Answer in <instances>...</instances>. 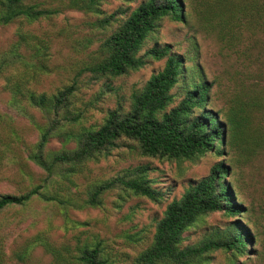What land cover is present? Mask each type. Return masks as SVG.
<instances>
[{
	"label": "trees",
	"instance_id": "16d2710c",
	"mask_svg": "<svg viewBox=\"0 0 264 264\" xmlns=\"http://www.w3.org/2000/svg\"><path fill=\"white\" fill-rule=\"evenodd\" d=\"M52 1L0 0V27L16 22L34 25L65 10L103 15L93 22L100 31L117 24L100 41L92 59L76 71L71 84L51 95L31 88L50 71L49 47L44 39L18 32L19 42L0 54V79L12 96V108L38 133L37 140L25 149L26 160L43 175L39 184L21 195L0 194V216L34 200L53 203L63 210L101 208L104 195L111 191L159 203L165 194L148 178V165L128 168L95 183L82 204L66 194L64 184L71 183V178L89 163L105 159L124 146L141 157L178 163L196 162L211 153L220 160L206 176L190 184L180 198L166 205L150 245L134 264H211L217 252H224L228 263L234 264V259L248 252L252 238L237 220L243 206L224 181L232 169L225 156L235 152L248 158L264 152V79L260 72L264 67V0H142L131 11L119 9L105 16L100 10L101 0ZM163 21L180 23L214 39L221 50L231 52L242 65L256 64L258 74L244 80L240 75L230 79L232 87L229 85L227 94L223 93L226 106L210 108L214 93L221 91L222 85L217 78H206L196 58L187 68L185 55L175 53L169 44L154 45L139 54ZM21 49L28 55H23ZM150 61H164V66L133 91L128 111L108 110L96 127L74 130L82 118L74 110V99L81 88L137 72ZM28 108L38 112L43 122L36 123ZM60 137L74 141L75 147L48 151L49 140ZM4 148L9 149V144ZM215 213L233 220L224 230L183 246L184 234ZM18 226L13 222L0 224V264H25L27 260L29 247L7 253ZM38 244L53 256V264H116L104 241L97 237L75 249H55L42 231L31 243Z\"/></svg>",
	"mask_w": 264,
	"mask_h": 264
},
{
	"label": "rangeland",
	"instance_id": "374dc122",
	"mask_svg": "<svg viewBox=\"0 0 264 264\" xmlns=\"http://www.w3.org/2000/svg\"><path fill=\"white\" fill-rule=\"evenodd\" d=\"M41 1L53 4L52 0H28L31 3ZM141 1L101 0L100 10L104 16L119 9L129 8L131 11ZM99 17L103 15L65 10L54 18L34 25L16 22L0 27V54L6 52L14 42H19L18 32L44 39L49 47L50 71L41 75L38 82L32 83L31 88L37 93L54 94L71 84L76 71L92 59L100 41L116 27L117 23L110 30L95 29L93 22ZM261 43L264 44V36ZM164 44L171 45L175 53L185 55L187 68L194 64L191 59L196 58L207 79L217 78L220 81L222 93H214L215 100L210 108L226 106L223 93L227 94L229 85L232 87L230 79L240 75L244 80L259 72L256 64L242 65L231 52L221 50L214 39L170 21L160 24L139 54H144L154 45ZM20 52L25 56L29 53L22 49ZM163 66L164 61H150L137 72L114 80H100L81 88L74 99V110L80 112L82 118L74 130L78 131L81 126L96 127L108 110L122 108L124 112L128 111L133 91L143 87L150 76ZM260 72L264 79V67ZM244 83L245 86L248 84ZM174 92H178V88ZM11 101L12 96L6 90L4 80L0 79V154L4 153L0 161V194L21 195L31 186L39 184L43 175L27 162L24 153L26 147L37 140L38 133L29 121L12 108ZM28 112L36 123L43 122L38 112L30 108ZM16 135L20 138L17 139ZM4 144H9V149L4 148ZM74 147V141L67 142L64 137L52 138L46 145L48 151L62 148L71 150ZM219 160L208 153L196 162L178 163L141 157L127 146L114 149L109 157L89 163L81 173L71 178V183L66 182V194L82 204L95 183L128 168L148 165V178L154 180V187L165 194L161 202L120 195L119 191L105 194L101 208L63 210L53 203L34 200L24 208L8 210L0 216L1 225L7 222L19 224L17 233L7 246V253L11 255L14 250L29 247L25 264H53V256L45 252L42 246L31 245L33 238L43 231L55 249L62 246L75 249L97 237L104 241L116 264H134L136 257L150 245L155 225L166 205L180 198L190 184L206 176ZM225 160L232 165V169L231 175L224 181L231 185L238 203L243 206L237 220L249 230L252 238L247 246L248 252L234 259V264H264V152L248 158L243 154L228 152ZM232 220L222 213L202 218L196 227L184 234L183 246L199 243L212 233L224 230ZM211 264H229L228 257L224 252H217Z\"/></svg>",
	"mask_w": 264,
	"mask_h": 264
}]
</instances>
